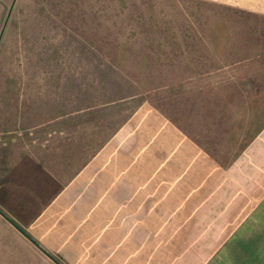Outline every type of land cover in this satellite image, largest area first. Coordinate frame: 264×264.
<instances>
[{
	"label": "rangeland",
	"instance_id": "obj_1",
	"mask_svg": "<svg viewBox=\"0 0 264 264\" xmlns=\"http://www.w3.org/2000/svg\"><path fill=\"white\" fill-rule=\"evenodd\" d=\"M0 1L15 26L7 55H14L12 45L17 49L13 62L5 57L1 64L0 86L16 93L22 125L0 135V154H22L23 162L25 154H38L48 167L16 169L15 175L0 168V212L8 218L0 214V264H56L36 244L61 264L109 258L97 250V238L73 244L81 241L71 235H88L85 224L54 223L55 198L143 104L184 123L195 117L191 129L207 142L237 130L234 122L252 115L247 109L253 100L264 104L263 16L211 0ZM204 41L215 46L199 45ZM191 55L197 69L242 75H232L212 94L205 88L216 78L189 79ZM248 59L254 61L237 62ZM260 88L262 96L255 95ZM7 176L16 180L9 184V201L1 184ZM96 177L90 173L85 184ZM48 209L46 228L37 221ZM35 223L42 229H33Z\"/></svg>",
	"mask_w": 264,
	"mask_h": 264
},
{
	"label": "crops",
	"instance_id": "obj_2",
	"mask_svg": "<svg viewBox=\"0 0 264 264\" xmlns=\"http://www.w3.org/2000/svg\"><path fill=\"white\" fill-rule=\"evenodd\" d=\"M211 1L264 17V0ZM14 27L7 23L0 1V71L5 57L8 62L16 57L13 45L14 55H7ZM203 43L215 46L213 41L199 45ZM246 61L254 60L237 62ZM188 64L189 79L216 78L205 88L212 94L223 89L220 84H229L232 75H242L197 69L192 55ZM7 89L0 86V135H12L22 126L16 93ZM254 94L262 96L261 88ZM253 101L247 109L252 115L234 122L238 129L216 136L215 142L205 136L201 140L192 131L195 117L193 124L184 123L143 104L55 198L60 202L54 204L59 207L53 212L54 223L85 224L86 237H70L81 241L73 243L76 246L97 238L99 253L109 254L100 264H264V104L260 98ZM200 106L211 109L207 103ZM237 140L246 141L233 149ZM25 155L23 162L22 154H0V168H11L9 175L21 168L48 169L38 154ZM96 172L95 182L86 185V176ZM8 176L1 184L9 201V184L16 180ZM70 190L74 200L68 198ZM51 211L37 222L47 228ZM34 228L42 229L36 223Z\"/></svg>",
	"mask_w": 264,
	"mask_h": 264
},
{
	"label": "water",
	"instance_id": "obj_3",
	"mask_svg": "<svg viewBox=\"0 0 264 264\" xmlns=\"http://www.w3.org/2000/svg\"><path fill=\"white\" fill-rule=\"evenodd\" d=\"M0 214L4 217V218H6V219H8L7 217H5V215H3L1 212H0ZM11 224H13V223H11ZM13 226H15V228H17L24 236H26L29 240H31L34 244H36V242H34V240L33 239H31L30 237H29V235H27L23 230H21L17 225H15V224H13ZM37 245V244H36ZM43 252H45V254L46 255H48L56 264H61V263H59L56 259H54L51 255H49L45 250H43L39 245H37Z\"/></svg>",
	"mask_w": 264,
	"mask_h": 264
}]
</instances>
